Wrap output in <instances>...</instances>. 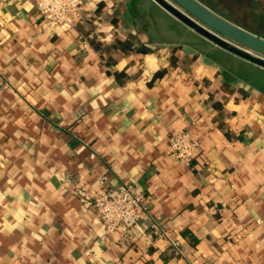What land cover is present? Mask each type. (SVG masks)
I'll return each mask as SVG.
<instances>
[{"label": "clouds", "instance_id": "1", "mask_svg": "<svg viewBox=\"0 0 264 264\" xmlns=\"http://www.w3.org/2000/svg\"><path fill=\"white\" fill-rule=\"evenodd\" d=\"M106 2L105 17L111 19L112 15L122 14L124 0ZM33 5L39 10L37 15L51 14L57 8L70 12L74 7L59 0H33L29 7ZM82 7L94 8L95 3ZM101 30L108 34L100 38L105 43L99 52H92L87 42L81 44L80 48L89 53L83 66L66 63L65 74L72 79L66 81L58 76L53 91L40 93L44 101L41 108L57 109L54 115L60 117L58 126L36 128L33 121L39 117L33 114L11 121L20 125L12 138L0 131V202H4L6 214L27 204L28 227H32L33 215L49 225L43 233L47 240H41L35 231L26 240L40 241L43 245L40 252L57 253L52 256L57 264H186L191 257L187 246L181 247L184 241L177 235L181 224L177 213L181 204L190 199L186 193L197 184L195 178L184 173L183 166L189 155L215 142L208 139L213 135L208 129H215L210 123L212 117H217L216 123H220V118L210 107L213 100L209 97L225 103V118L234 107L233 102L238 101L239 124L230 119L227 124L237 133L246 124L248 137L264 139V91L240 79L225 86L222 75H217L222 71L221 65L194 49L187 53V60L181 59L173 66L169 57L174 42L167 33L164 38L150 39L137 26L124 23L116 28L108 25L97 29ZM129 34L131 46L121 50L117 40H127ZM87 38L85 35V41ZM142 46L151 50L148 56L138 53ZM9 52L12 46L0 54L10 58ZM160 69H167L164 79H157L154 87H148ZM80 76L84 79L80 80ZM73 83L79 91L73 90ZM57 85L61 90H55ZM199 89L203 94L186 103L187 91ZM178 92L181 96L175 107L184 106V116L189 117L184 123L179 112L175 116L165 115L173 107ZM159 98L164 99L166 107L164 113L156 115ZM130 108H135L136 114L127 118ZM0 119H5L7 125L11 117ZM148 121L152 125L139 130ZM118 125L119 130L114 131ZM161 125L163 131L156 139L145 138V132L155 136L153 127ZM183 127L191 129L187 136L180 131ZM166 131L173 132L176 142L172 147L181 149L180 158H171L172 163L164 168L158 165V174L153 171L149 175V153L161 144ZM222 131L227 132L228 127ZM219 135L215 132V136ZM197 136L208 143L195 141ZM188 140L195 142L186 143ZM230 147L221 140L216 151L223 155ZM146 175L145 182L140 183ZM63 192L69 193L66 199L60 195ZM76 196L80 197L79 211L69 204ZM9 197L11 204L7 203ZM33 200L37 203L33 204ZM57 201L67 209L63 215L68 225L58 235L52 224L59 213L45 203ZM41 207L46 210L39 215ZM15 215L17 223L12 227L20 224L24 213L17 211ZM3 243L0 241V245ZM152 248L154 252H150ZM11 251L18 256L23 254L19 264H24L23 257L39 260L38 253L18 249L15 244ZM181 252L186 259H177ZM12 264H16L15 259Z\"/></svg>", "mask_w": 264, "mask_h": 264}, {"label": "crops", "instance_id": "2", "mask_svg": "<svg viewBox=\"0 0 264 264\" xmlns=\"http://www.w3.org/2000/svg\"><path fill=\"white\" fill-rule=\"evenodd\" d=\"M197 1L250 32L259 33L246 28L243 22L230 20V18L242 19V17L234 15L228 6L224 5L226 13L217 10L222 7L223 0ZM237 2L240 7L233 4L236 8L250 9L255 12L250 16L248 14V18L264 16L259 13V11H264V0H237L234 3ZM91 3H95V7L86 8L85 13L92 22L89 23L85 20L81 24L69 28H48L44 26L41 17L37 15L34 5L29 7L33 4L32 1L0 0V53L12 46V52L8 53L10 58H4L0 54V116L11 117L7 125L5 119H0V131L7 132L8 138H12V134L20 128V125L11 121L22 120L33 114L39 117L38 120L33 121L36 128L46 130L49 125L58 126L60 117L54 115L57 109L51 106L41 108L40 105L44 101L40 93L53 91L52 86L58 76L63 77L66 81L71 80L72 77L65 74V64L71 63L75 67L83 66L89 55L85 49L80 48V45L85 42L92 52H99L90 40L95 38L104 44V40L100 38L108 33L103 30L97 31V29L108 25L116 28L121 23H124L125 26L132 24L148 33L150 39L164 38V34L167 33L174 42V46H182L180 52L184 56L193 50L188 47L193 42L203 43L208 47V51L196 50V52L202 53L213 63L221 65L222 71L217 75H222L225 86L232 84L236 79L243 80L237 77V73L243 76L244 73L238 72L237 68V70L234 69L235 72L229 70L230 66L226 64L224 56H229L230 60H236L239 66L245 64L247 67L244 68L250 71V75L264 80V73L254 64L225 52L219 47L220 51L214 49L215 47L208 45L210 41L192 31L153 0H124L121 5L122 14L112 15L111 19L104 16V9L107 7L106 0H85V4ZM99 4L103 9L99 11V14H96L95 11ZM88 13L92 15L89 16ZM113 18L116 19L115 22L112 20ZM85 35L88 37L86 41ZM129 38H131V34H129ZM138 53L144 56L150 54V52ZM215 53H219L221 58H216ZM166 73L167 69L158 70L147 86L154 87L156 80H163ZM83 79L84 77L80 76V80ZM204 80L207 82V77H204ZM72 88L79 91V87L75 83L72 84ZM55 90H61L60 86L57 85ZM198 94L202 95L203 90H188L186 103L195 101ZM180 96L181 93L178 92L177 99L172 101L173 107L168 108L165 115L175 116L179 112L181 116H184L186 108L184 106L175 107ZM209 100H213L210 107L218 113L220 118V123H216L217 117H212L210 123L215 125V129H208V132L213 134L208 139L215 142L208 144L207 147L199 148L194 159L183 166L184 173L195 178L194 182L197 184L186 193L190 199L181 204L180 211L177 213L181 220L177 235L184 241L181 247L186 245L191 257L186 261V264H264V139L248 137L246 124L239 128L238 133L233 131L232 125L227 124L228 119L239 124L238 101L233 102L234 107L229 110V115L225 118V103L214 100L213 97H209ZM158 105L156 115L164 113L166 105L163 98L158 99ZM135 114L136 109L130 108L126 116L132 118ZM188 119V116H184V121L181 123ZM203 123L204 121H201V124ZM151 125L152 121H148L142 124L139 130L142 131L143 128ZM177 126L179 127V125ZM224 127H228L227 132L222 131ZM118 130L119 125L114 131ZM180 130L191 132L188 127H183ZM161 131H163L162 125L159 128L153 127L155 136L148 132H145L144 135L149 140L156 139ZM215 132H219L220 135L215 136ZM172 133L166 131L161 144L155 146L149 153L151 156V162L148 165L149 175L153 171L158 174V165L160 168H164L172 163L171 158L173 157L168 144V136ZM197 138L201 143H208L200 136ZM23 139L21 138L22 141ZM221 140L226 145L232 146L223 155L216 151ZM145 179H147V175L141 179L140 183L143 184ZM54 187L58 188L59 185L54 184ZM60 195L66 199L69 193L63 192ZM78 201L80 200L77 196L69 201V204L76 207L77 211L80 210L77 205ZM11 202L12 198H7V203L11 204ZM32 203L36 204L37 201L33 200ZM45 203L47 208L59 213L54 217L52 224L57 228L56 234L58 235L63 232L64 227L68 226L63 215L67 209L63 208L59 201L54 204ZM45 210V207H41L38 210L39 215H42ZM17 211L23 212L24 215L20 219V224L12 227L17 223L15 215ZM28 215L27 204L21 205L19 209L13 208L6 214L4 202H0V241L4 242L0 245V264H12L14 259L16 264H19L23 254L18 256L11 251L14 244L18 249L23 247L31 253L39 254V260L23 257L24 264H40V261H43V264H48L49 261H52V256L57 255L55 252H40L43 245L35 238L31 243L27 242L26 237H30L34 231L41 240H47L43 233L47 232L49 227L47 223H41L37 215H33L32 227H28L25 224ZM154 250L152 248L150 252H154ZM177 259H186L184 253H178ZM52 264H57V262L52 261Z\"/></svg>", "mask_w": 264, "mask_h": 264}, {"label": "water", "instance_id": "3", "mask_svg": "<svg viewBox=\"0 0 264 264\" xmlns=\"http://www.w3.org/2000/svg\"><path fill=\"white\" fill-rule=\"evenodd\" d=\"M215 46L264 69V37L221 17L197 0H153Z\"/></svg>", "mask_w": 264, "mask_h": 264}, {"label": "built area", "instance_id": "4", "mask_svg": "<svg viewBox=\"0 0 264 264\" xmlns=\"http://www.w3.org/2000/svg\"><path fill=\"white\" fill-rule=\"evenodd\" d=\"M33 3V0H30ZM59 3L61 4H73L74 7L70 12H65L64 8H57L55 12H52L51 14L49 13H44L39 15L42 19V22L44 23V26L48 28H69L72 27L82 19L84 15H86V8H83L82 5H85V0H59ZM35 7V5H34ZM36 11L38 12L39 10L35 7ZM63 17V18H61ZM181 133L184 136H187L190 131L189 130H180ZM195 141H199V139L196 137ZM195 141L188 140L186 143H194ZM176 140L174 138L173 133L168 136V144H169V149H170V154L172 157L180 158L179 157V152L181 151L180 148H173L172 144L175 143ZM198 153V151H197ZM189 155L187 159V163H190L194 157L197 155ZM78 199L80 200V197L77 196ZM93 203L95 202L94 200L92 201Z\"/></svg>", "mask_w": 264, "mask_h": 264}, {"label": "rangeland", "instance_id": "5", "mask_svg": "<svg viewBox=\"0 0 264 264\" xmlns=\"http://www.w3.org/2000/svg\"><path fill=\"white\" fill-rule=\"evenodd\" d=\"M235 1H237V0H227V1L223 0L222 7H220L217 10H219L220 12L226 13V11L224 10V5L228 6L234 15L242 17V19L241 18L240 19L230 18V20L243 22L244 26L246 28H248L250 30L253 29L254 31L259 32L258 33L259 36L264 37V16L259 15V17H254V18L249 17V19H248V14L250 16V15H252L251 13L254 14L255 12L250 11V9H246L247 11L245 9H243L244 10L243 11L240 8H236L235 6H233V4L236 6H239V7H240V4L238 2L234 3ZM214 5H216V4L214 3ZM242 13H244V15H242ZM259 13L264 14V11L263 12L259 11ZM208 43H209L208 45H211V47H215L214 49H218V51H220L219 48H217V46H215L213 43H211V42H208ZM188 47L194 49L195 51L196 50L197 51H208V47L201 42H193V44L189 45ZM178 52H180V51H178ZM185 53H187V52L185 51ZM215 54L217 55V56L215 55L216 58H218V59L221 58V55L219 53L218 54L215 53ZM223 58L225 59L226 64L228 66H230L229 69H236L237 68L238 70L237 69L236 70L238 72L244 73V75H250V71L248 69L244 68V67H247L245 64H242L243 66L242 65L239 66L238 62H236V60H230L229 56H224Z\"/></svg>", "mask_w": 264, "mask_h": 264}, {"label": "trees", "instance_id": "6", "mask_svg": "<svg viewBox=\"0 0 264 264\" xmlns=\"http://www.w3.org/2000/svg\"><path fill=\"white\" fill-rule=\"evenodd\" d=\"M103 9V7H102V5L101 4H99L98 6H97V9H96V14H99V11L100 10H102ZM247 17V16H246ZM249 19V18H248ZM85 20H87L89 23L90 22H92L91 21V18H89L87 15H84L83 17H82V19L78 22V24H81V22L82 21H85ZM114 22L116 21V19L115 18H113L112 19ZM90 42L94 45V47L96 48V49H98V50H100L101 49V47L104 45V44H102L101 43V41H98V40H96L95 38H93V39H91L90 40ZM131 43H132V38H129V39H127V40H123V41H120V40H117V44H120L121 45V50H123V48H125V47H130L131 46ZM181 45H177V46H174V47H172V50H171V53H172V55L169 57V59H170V61L172 62V64H176L177 62H178V60H180V59H184V60H187V55H183V54H181V52H178V51H180V49H181ZM218 48V47H217ZM151 50H149V49H147V48H145V47H141L140 49H138V52H140V53H148V52H150ZM178 52V53H177ZM225 52H228V51H225ZM250 64H252V63H250ZM254 66H256V65H254ZM256 68H259V70H261L262 71V73H264V69H262V68H260V67H258V66H256ZM229 70H232L233 72H235V70L234 69H229ZM231 71V72H232ZM237 77H239V78H241V79H243V80H246L247 82H251L254 86H257V87H259L262 91H264V80H260V79H258L256 76H254V75H247V76H243V75H240V74H238L237 73ZM227 81L229 82L230 81V79L228 78L227 79ZM227 81H225V82H227Z\"/></svg>", "mask_w": 264, "mask_h": 264}]
</instances>
